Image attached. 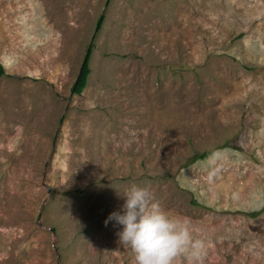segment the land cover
<instances>
[{
	"label": "rangeland",
	"instance_id": "1",
	"mask_svg": "<svg viewBox=\"0 0 264 264\" xmlns=\"http://www.w3.org/2000/svg\"><path fill=\"white\" fill-rule=\"evenodd\" d=\"M0 65V264H135L133 185L264 264V0H0Z\"/></svg>",
	"mask_w": 264,
	"mask_h": 264
},
{
	"label": "clouds",
	"instance_id": "2",
	"mask_svg": "<svg viewBox=\"0 0 264 264\" xmlns=\"http://www.w3.org/2000/svg\"><path fill=\"white\" fill-rule=\"evenodd\" d=\"M120 212L104 221L122 226L117 233L123 247L130 248L135 264H203L205 244L194 240L188 222L172 216L152 197L146 187L133 185L124 195Z\"/></svg>",
	"mask_w": 264,
	"mask_h": 264
},
{
	"label": "trees",
	"instance_id": "3",
	"mask_svg": "<svg viewBox=\"0 0 264 264\" xmlns=\"http://www.w3.org/2000/svg\"><path fill=\"white\" fill-rule=\"evenodd\" d=\"M102 23H103V16H101L98 22L96 23L95 33L99 32ZM90 55H91V47L89 46L81 62L77 77L71 88V93L74 95L79 96L87 85L88 76L90 74V68H89ZM3 74H4L3 68L0 65V77H2ZM195 158L203 159L205 158V154L196 156Z\"/></svg>",
	"mask_w": 264,
	"mask_h": 264
},
{
	"label": "water",
	"instance_id": "4",
	"mask_svg": "<svg viewBox=\"0 0 264 264\" xmlns=\"http://www.w3.org/2000/svg\"><path fill=\"white\" fill-rule=\"evenodd\" d=\"M38 219H39V217H38ZM50 231H51V233H54V230L53 229H51Z\"/></svg>",
	"mask_w": 264,
	"mask_h": 264
}]
</instances>
